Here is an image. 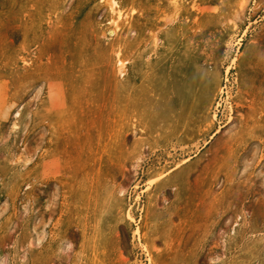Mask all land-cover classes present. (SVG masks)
Returning a JSON list of instances; mask_svg holds the SVG:
<instances>
[{
    "label": "rangeland",
    "instance_id": "rangeland-1",
    "mask_svg": "<svg viewBox=\"0 0 264 264\" xmlns=\"http://www.w3.org/2000/svg\"><path fill=\"white\" fill-rule=\"evenodd\" d=\"M118 2L0 0V264H264V0Z\"/></svg>",
    "mask_w": 264,
    "mask_h": 264
},
{
    "label": "bare ground",
    "instance_id": "bare-ground-1",
    "mask_svg": "<svg viewBox=\"0 0 264 264\" xmlns=\"http://www.w3.org/2000/svg\"><path fill=\"white\" fill-rule=\"evenodd\" d=\"M109 5H110V8H111V11L112 10H114L115 11V13H116V17L114 18V19H112V22L115 24V26H114V28H110L109 30H108V32L110 33V34H113L114 35V33L116 32V28H118L119 27V24H118V18H119V16L121 15V13H122V8H120L119 7V2H118V0H109ZM56 6V5H55ZM15 29V28H14ZM19 29V28H18ZM17 31V30H16ZM107 32V33H108ZM116 38V37H115ZM119 39V38H118ZM124 43V42H123ZM116 47V46H115ZM117 49H118V47H117ZM48 54V53H47ZM119 54H120V51L119 50H116L115 51V56H117V58H116V62L117 63H119L120 65H122V64H124V58H122V57H120L119 56ZM116 68V70H117V67H115ZM124 71V70H123ZM117 72V71H116ZM208 95L209 94H205L204 96H203V99H205V100H208L207 98H208ZM213 99H215L214 97L212 98V102H211V104L214 102V100ZM211 104H210V107H211ZM249 106L251 105V103H250V100H249V103H247ZM251 107V106H250ZM19 112L17 111V114H18ZM16 114V115H17ZM245 119V118H244ZM229 120H231V119H229L228 118V121ZM227 121V120H226ZM216 130H218V128L216 129ZM254 130H251V129H249V130H247V132H246V135H245V137H243V139H245V140H249L255 133H253V135H252V132H253ZM254 132H256V131H254ZM113 139V138H112ZM264 143V142H263ZM113 147V146H112ZM80 150V149H79ZM72 155V154H71ZM68 159V158H67ZM42 171V170H41ZM41 177V176H40ZM153 177H155V176H153ZM156 178V177H155ZM134 199V198H133ZM126 220V219H125ZM128 220V219H127ZM126 220V221H127ZM125 222V221H124ZM126 225H127V223H126Z\"/></svg>",
    "mask_w": 264,
    "mask_h": 264
}]
</instances>
